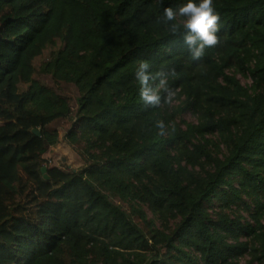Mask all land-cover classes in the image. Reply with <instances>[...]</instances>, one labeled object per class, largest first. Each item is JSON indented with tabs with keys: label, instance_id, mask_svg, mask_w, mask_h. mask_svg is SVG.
<instances>
[{
	"label": "trees",
	"instance_id": "1",
	"mask_svg": "<svg viewBox=\"0 0 264 264\" xmlns=\"http://www.w3.org/2000/svg\"><path fill=\"white\" fill-rule=\"evenodd\" d=\"M182 2L0 0V264H264V0H213L199 59ZM63 119L78 170L44 156Z\"/></svg>",
	"mask_w": 264,
	"mask_h": 264
},
{
	"label": "clouds",
	"instance_id": "2",
	"mask_svg": "<svg viewBox=\"0 0 264 264\" xmlns=\"http://www.w3.org/2000/svg\"><path fill=\"white\" fill-rule=\"evenodd\" d=\"M177 17L183 18V23H178ZM162 19L170 27L172 34L183 36L187 51L193 59H199L206 47L217 43L220 15L213 0H183L177 7H165ZM148 67L146 62H141L136 70V78L140 84L141 99L145 104L155 106L160 103L161 98L150 83L153 77L149 74ZM159 83L166 85V80L160 79ZM156 127L163 132L164 122L157 121Z\"/></svg>",
	"mask_w": 264,
	"mask_h": 264
},
{
	"label": "rangeland",
	"instance_id": "3",
	"mask_svg": "<svg viewBox=\"0 0 264 264\" xmlns=\"http://www.w3.org/2000/svg\"><path fill=\"white\" fill-rule=\"evenodd\" d=\"M49 51L50 50L44 51L43 55L36 59L35 64L37 67L42 61H44V59L48 58ZM38 77L43 82L54 87L57 92L68 96L71 104L76 107L75 99L78 96V93L75 86L65 83H56L50 76L46 75H40ZM240 80L243 84H247L248 82V80L244 77H240ZM187 119L195 120V118L191 115H188ZM70 126L71 121L69 119L59 120L51 126L59 131V142L55 146L50 147L44 156L52 165H59L66 169L78 170L84 165L85 161L75 146L71 144L66 137V132Z\"/></svg>",
	"mask_w": 264,
	"mask_h": 264
},
{
	"label": "water",
	"instance_id": "4",
	"mask_svg": "<svg viewBox=\"0 0 264 264\" xmlns=\"http://www.w3.org/2000/svg\"><path fill=\"white\" fill-rule=\"evenodd\" d=\"M33 131L36 132L38 135H40V132H39L37 129H34ZM42 172H43V173L46 172V166H44V167L42 168ZM45 177L48 178L47 175H45Z\"/></svg>",
	"mask_w": 264,
	"mask_h": 264
}]
</instances>
